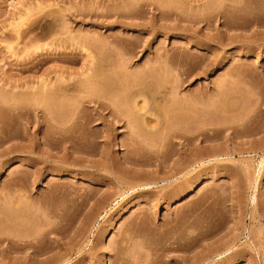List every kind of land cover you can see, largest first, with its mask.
<instances>
[{
	"label": "rangeland",
	"instance_id": "rangeland-1",
	"mask_svg": "<svg viewBox=\"0 0 264 264\" xmlns=\"http://www.w3.org/2000/svg\"><path fill=\"white\" fill-rule=\"evenodd\" d=\"M0 128V264H264V0H0Z\"/></svg>",
	"mask_w": 264,
	"mask_h": 264
},
{
	"label": "bare ground",
	"instance_id": "bare-ground-1",
	"mask_svg": "<svg viewBox=\"0 0 264 264\" xmlns=\"http://www.w3.org/2000/svg\"><path fill=\"white\" fill-rule=\"evenodd\" d=\"M56 85H57V84H56ZM67 86H69V87H66V86H65L64 89H61V88H63V87L60 86V87H61L60 89H61V90H64V91H62V92H60L61 90H59L58 86L46 85V84H44V85L42 86L41 90H43V91H41L40 93H42V96H43L44 94L46 95V96H44L45 98L43 97V101H42L43 106H42V104H41V107H42V110H41V111H42V112L44 111V112H43L44 115H45V112H46V111H47V112H46L47 114H48V112L50 113V110L47 109V107L49 108V102L46 103V106H45V104H44V103L46 102V100H45L46 98H47V101L50 99L51 96H52L51 98L54 99V98H56L58 95H61L63 92L65 93V94H64V93H63V94L66 96V91L68 92V89L71 90L72 88H74V89H75V88H78V87H76V86H74V85H72V84H69V85H67ZM57 88H58V90H57ZM79 88H80V87H79ZM65 90H66V91H65ZM43 92H44V93H43ZM59 92H60V94H59ZM94 92H95V91H94ZM94 92H91L90 94H92V93H94ZM63 94H62V96H63V99H64L65 97H64ZM90 94H88L89 97H90V96H91V97H90V98L88 97L89 100L87 99V100H88L87 103L93 101V100H92V95H90ZM134 94H135V93H134ZM88 95H86V96H88ZM95 95H96V94H95ZM49 96H50V97H49ZM48 97H49V99H48ZM82 98H84V96H83ZM95 98L97 99V96H96ZM52 99H50V100H52ZM56 99H57V98H56ZM61 99H62V97H61ZM90 99H91V100H90ZM50 100H49V101H50ZM57 100H60V99L58 98ZM83 100H86V99L84 98ZM87 100H86V101H87ZM84 102H85V101H84ZM97 103H98V102H97ZM44 106H45V108H43ZM97 106L103 108L104 105H102V104H97ZM45 109H46V111H45ZM42 112H41V114H42ZM47 114H46V115H47ZM112 115L114 116L115 114H112ZM116 118H117V117H116ZM66 120H69V118H67ZM0 129H1V128H0ZM2 129H3V128H2ZM2 129H1V130H2ZM1 130H0V131H1ZM0 133H1V132H0ZM2 133H3V131H2ZM2 133H1V134H2ZM4 134H5V133H4ZM7 134H9V133H7ZM2 135H3V134H2ZM9 135H11V134H9ZM9 135H8L7 137H10ZM202 135H203V134H201V135H199V136L201 137ZM12 136H13V135H11V137H12ZM4 137L6 138V136H4ZM4 137H3V138H4ZM202 137H204V135H203ZM0 138H1V136H0ZM7 139H9V138H6V140H7ZM1 140H2V139H1ZM62 140H63V139H62ZM62 140H61V141H62ZM65 140H68V139L65 138ZM65 140H64V142H65ZM68 141H69V140H68ZM68 141H67V142H68ZM70 141L73 142V140H70ZM70 141H69V143H70ZM76 141H77V140H76ZM72 142H71V143H72ZM78 142H79V141H78ZM79 143H80V142H79ZM75 144H76V142H75ZM75 144H74V145H75ZM77 145H78V144H77ZM81 145H82V144H81ZM79 146H80V145H79ZM82 146H83V145H82ZM77 147H78V146H77ZM80 147H81V146H80ZM259 148H260V147H259ZM257 149H258V148H257ZM225 154H226V153H225ZM216 157H217V156H215V158H216ZM152 183H153V182H152ZM153 184H154V183H153ZM135 185H137V184H135ZM138 185H139V184H138ZM150 185H151V182H150V183L143 184V185H141V186H142V188H143V187L150 186ZM134 187H135V186H134ZM136 187H137V186H136ZM148 188H149V187H148ZM133 189H134V188H133ZM138 189H139V188H138ZM140 189H141V188H140ZM122 193H123V192H122ZM118 195H119V194H118ZM120 195H121V194H120ZM251 201H252V202L255 201V196H252V197H251ZM100 217H101V219H102V216H100ZM92 229H93V228H92ZM224 246H225V247L222 248V249H224V251H222V252H221V251L218 252V251L216 250V251L214 252L215 256H216V255H217V256H220L221 254H224V253H226L227 251H229L230 248H231V246H232V243H229V244L227 243V245L225 244ZM98 247H99V246H98ZM96 248H97V247H96ZM102 248H103V247H102ZM102 248H101V249H102ZM98 249H99V248H98ZM101 249H99V250H101ZM187 249H188V248H187ZM120 250H121V249H120ZM115 253H116V254H115ZM115 253H114V254L117 255V252H115ZM186 261H187V260L185 259V257L181 256V259H180V260H176L175 262H176L177 264H178V263H179V264H187ZM63 263L65 264L66 262L64 261Z\"/></svg>",
	"mask_w": 264,
	"mask_h": 264
}]
</instances>
